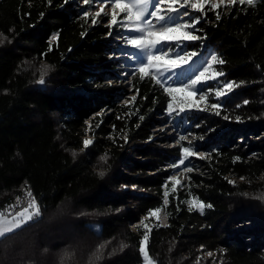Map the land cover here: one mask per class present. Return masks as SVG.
Instances as JSON below:
<instances>
[{
	"label": "trees",
	"instance_id": "obj_1",
	"mask_svg": "<svg viewBox=\"0 0 264 264\" xmlns=\"http://www.w3.org/2000/svg\"><path fill=\"white\" fill-rule=\"evenodd\" d=\"M86 10L83 0H0V34L8 37L0 45V213L17 212L31 199L28 191L41 210L38 220L0 240V264H142L145 232L153 264H264V0L184 17H201L195 34L204 39L168 50V58L198 55L167 83H186L212 54L226 61L213 65L224 75L201 91L244 82L220 98L211 93L205 110L189 108L193 98L184 92L169 97L149 77L142 80L136 66L146 54L123 39L135 33L114 26L109 34L110 25L81 19ZM44 64L51 69L39 85ZM152 71L158 79L171 75L162 63ZM169 100L179 106L171 115ZM169 119L196 138L153 137ZM85 139L93 140L87 148ZM182 146L206 158H189L194 170L173 189L171 165ZM196 199L212 207L190 212L185 201ZM157 207L166 225L147 219L143 227ZM101 244L103 256L93 261Z\"/></svg>",
	"mask_w": 264,
	"mask_h": 264
},
{
	"label": "snow or ice",
	"instance_id": "obj_2",
	"mask_svg": "<svg viewBox=\"0 0 264 264\" xmlns=\"http://www.w3.org/2000/svg\"><path fill=\"white\" fill-rule=\"evenodd\" d=\"M67 2L68 0H65V3ZM49 3H51V0H49ZM93 3L94 0H83V4L86 6H92ZM95 3L99 7V10L91 13L86 10L83 12L81 19L91 16L90 22L95 25L98 22V18H100L102 14L104 17L109 16V12L105 11V6L111 5V15L108 19V24L112 26L124 27L129 32L135 33V35L123 37L124 41L128 46H131V48L135 49L136 51L146 54L144 62L136 66V72L140 73V78L142 80L145 77H149L151 80L155 81L169 97L174 98L175 93L184 92L190 97L199 96V101L206 103L207 93L201 91L200 86L207 81L217 80L218 77L223 76L224 72L213 70V65H223L226 63V61L218 57L216 54H212L202 70H200L198 74H196L186 83L178 85L174 83L168 84L167 81L177 75L176 70H182L184 66L190 63L193 57L198 55V53L195 51L183 52L182 54H173L172 58H168L169 52L161 50L164 46L163 42L172 40L197 41L204 39V37L195 34L197 31H199L196 28V25L199 24L201 17L198 16L189 20L184 19V17L189 16L190 12L192 11L203 15L205 14L206 6H208V10H215L221 6H225L227 8L228 6H235L237 4L255 6L257 4V0H95ZM117 10L124 14L122 19L119 21L117 19ZM220 19V13H216V20L219 21ZM111 31L112 29L110 28L109 34H111ZM0 37H2L0 38V45L3 44L4 40H8V37L3 36V34H0ZM55 38V36L52 37L53 40ZM10 42L11 41L9 40V43ZM161 63L164 65L165 70L171 75L158 79L157 74H153L152 70L155 68L156 73H159ZM50 69V65L44 64L41 66V75L40 78L36 80L37 84H45V76ZM243 83L244 82L237 83L234 81L225 83L222 85L221 89L215 90V95L217 98H220L223 89H227L229 92H231L234 87L239 88ZM131 100L135 101L136 96H132ZM128 103V99L124 100V104L127 105ZM247 103L248 101H245V104ZM188 107L199 108L200 105L199 103L193 101V103L189 104ZM219 107V104L211 105V108L213 109H218ZM168 109L169 115H171L172 111H175L171 100H169ZM184 110L185 109L183 107L180 108L181 112ZM98 115H102V113ZM216 115H220L219 111L216 112ZM139 118L141 120L144 119L143 116H140ZM223 118L225 120L229 119L228 116H224ZM236 120L239 122L240 117L237 116ZM85 123L89 124L91 127L89 121H85ZM96 127H99V125L97 124ZM137 127H139V125H137ZM179 139L180 141H184L187 140L188 137L181 135ZM92 143V139H85L83 141V148L89 147V145ZM189 143L191 142L189 141ZM72 155L75 158L77 153L73 151ZM193 156H199L201 159L206 158L204 154L195 152L192 147L182 146L180 159L177 163L171 165V167L173 169H177L183 166V171L192 172L194 169L192 167H188L186 165V161ZM236 159L239 158L237 157ZM100 160L102 163L106 164L108 160L107 154L101 156ZM98 175L103 177L105 175V171L100 170ZM240 179L243 180L245 178L241 177ZM170 180L173 181V189H175L176 185L180 183L176 176L170 177ZM228 183L233 184L234 181L229 180ZM165 187H167V185H165ZM244 195L247 194L245 193ZM27 196L31 199H29L27 204L22 207L20 211L10 214V218L5 217L4 214L0 213V240L10 237L12 234L19 232L25 226L39 219L41 215L39 204L33 197L31 191L27 192ZM259 198L264 199V196ZM168 203V192L166 191L164 193L163 204L167 205ZM185 203L188 204V210L190 212L192 211L193 207H196L201 214H203L205 208L212 207L211 204H205L203 201H199L198 199L185 201ZM177 210H179V208ZM161 211V207L149 210L148 216L158 217V214L161 213ZM145 219H147V217H145ZM163 219L167 220V216H164ZM140 224H144V220H141ZM145 227H147V225H145ZM148 239V234L145 232L142 236V239L139 241L138 251L146 264H153V261L145 247ZM105 247V244H101L97 247L96 251L93 253V261L102 258ZM127 247V244L122 243L120 245V250L123 251ZM208 255L211 256L212 253L209 252Z\"/></svg>",
	"mask_w": 264,
	"mask_h": 264
},
{
	"label": "rangeland",
	"instance_id": "obj_3",
	"mask_svg": "<svg viewBox=\"0 0 264 264\" xmlns=\"http://www.w3.org/2000/svg\"><path fill=\"white\" fill-rule=\"evenodd\" d=\"M98 10H99V7L96 5V3L94 1L93 5L90 6V11L89 12L91 13V12L98 11ZM105 11L109 12V16L108 17H104L103 14H102V16L100 18H98L99 23L101 25H103V26L109 25L108 24V19L110 18V15H111V5H106L105 6ZM120 13L121 12H119V10H117V16L120 15ZM110 26H111V29L113 28L112 29L113 31H117V29L114 26H112V25H110ZM179 42L180 41H176V40L165 41V42H163L164 46H163V48L161 50L162 51L171 50V49L175 48ZM194 58L195 57L192 58L190 63L193 61ZM127 68H128V65L125 64L124 69H127ZM124 77L127 78V74H124ZM188 80H190V79H186V81H188ZM225 83H228V82H225ZM221 88H222V86L221 87L219 86V89H221ZM210 90L211 89H209L208 87H205V88L202 89L203 92L207 93V97H211V93L212 94L215 93L214 90H212V91H210ZM222 93L226 95L227 93H229V91L227 89H223ZM192 98H193V101L199 103V105H200V107L198 108L199 110L206 108L207 104H211L207 100H206L207 101L206 103L205 102H200L199 101V96L192 97ZM173 108L175 109V111H177L179 106L176 105ZM231 122H233V121H231ZM197 126L198 125L196 124L193 127H197ZM151 132H152L153 137H155L156 139H159V140L162 137H174V139H179L181 135H184V136L188 137V139L184 140V142L185 143H189V141L192 142L196 138V134L193 131L189 130L188 127L187 128H182L181 124H179L177 126H175V125L172 126L171 119H169L164 126L157 127L155 129H153ZM173 141H176V140H173ZM197 153L204 154V152H197ZM194 157L200 158L199 156H194ZM186 165L188 167H190L188 161H186ZM188 173L189 172L183 171V166H181L180 168L172 170V172L170 174V177L176 176L177 180L180 181V183L176 185L175 189L182 187L183 184L188 180ZM170 177H169V182L172 183L171 187L173 188V181L170 180ZM27 202H26V204H27ZM24 206H21L18 211H20L22 209V207H24ZM194 208H196V207H194ZM4 216L10 218V216H6V215H4ZM164 216H165L164 212L161 211V213L158 214L159 218L158 217H149V216H147V219H150L151 223H153V224H156V225H159V226H164V225H166V220L163 219ZM147 219L144 218V223L147 221ZM145 225L146 224H142L143 227H145ZM130 228H132V226ZM142 264H146V262L143 261Z\"/></svg>",
	"mask_w": 264,
	"mask_h": 264
}]
</instances>
